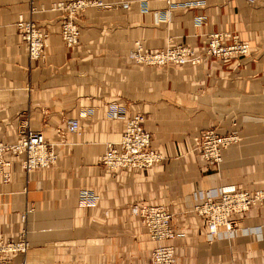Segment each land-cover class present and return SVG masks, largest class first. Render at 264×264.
<instances>
[{"label": "crops", "instance_id": "obj_1", "mask_svg": "<svg viewBox=\"0 0 264 264\" xmlns=\"http://www.w3.org/2000/svg\"><path fill=\"white\" fill-rule=\"evenodd\" d=\"M55 1L0 0V142L13 143L26 126L55 154L48 168L26 174L19 157L4 153L9 179L0 181V240H14L24 228L28 242L12 263L152 264V248L172 245L173 264H264V201L242 214L236 229L213 237L191 211L196 195L220 187L264 189V0H171L197 2L171 8L158 0H103L116 5L79 12L72 47L60 39ZM18 18H32L46 34L42 60L28 59ZM218 30L237 33L248 53L205 55L207 34ZM135 41L151 51L180 44L199 61L135 64L126 57ZM108 104L143 115L159 162L146 170L98 162L123 126L108 117ZM71 118L78 131L57 135ZM208 128L238 136L213 164L190 150ZM81 189L97 199L80 206ZM134 203L167 211L176 236L151 240L130 212Z\"/></svg>", "mask_w": 264, "mask_h": 264}, {"label": "built area", "instance_id": "obj_2", "mask_svg": "<svg viewBox=\"0 0 264 264\" xmlns=\"http://www.w3.org/2000/svg\"><path fill=\"white\" fill-rule=\"evenodd\" d=\"M146 1V0H144ZM142 1V4H144ZM163 1L169 8L180 5L190 6L197 2H182L175 4L171 0ZM253 1V0H248ZM88 7L107 8L112 4L102 0H61L52 3L51 8L61 11L59 36L66 47L77 43L78 26L76 18L79 12ZM114 7V5H113ZM126 7V4H120ZM30 13L35 7H29ZM198 23L200 16L195 17ZM20 32L21 41L25 47L29 60H42L45 53L46 34L39 30L32 18H18L15 22ZM204 54L214 57L241 56L248 53L249 45L241 41L238 34L227 30L212 31L207 34ZM129 62L145 66H165L195 64L199 61L190 48L174 44L161 50H146L139 41L133 43L127 54ZM107 115L111 120H121L122 129L118 137L104 145V151L98 162L109 169L129 168L146 170L162 158L159 152L150 146L149 133L143 128L144 117L141 113H126L123 108L115 104H108ZM63 130L57 129V135L63 132H77L78 119H67ZM238 140L234 132L217 134L213 128L199 131L192 138L191 151H195L206 163L213 164L220 160L221 150ZM11 153L19 157L20 166L27 174L35 169L48 168L55 161V154L50 143L44 142L40 131H32L23 126L18 131L16 140L11 144L0 142V181L9 179L7 167L9 161L4 153ZM97 199L88 190L81 189L77 200L80 206L92 204ZM191 211L204 221V232L209 236H216L221 232H229L237 228L238 218L252 207L261 205L264 201V189L245 190L234 186L218 188L212 194H199ZM21 215L24 218L25 213ZM130 212L137 216L140 223L146 228L151 240L162 241L173 239L176 234L170 225L171 215L160 206L151 204H132ZM28 246L26 231L20 229L14 240H0V264H13L11 255L23 253ZM150 261L152 264H173L174 248L172 245H157L151 249Z\"/></svg>", "mask_w": 264, "mask_h": 264}, {"label": "bare ground", "instance_id": "obj_3", "mask_svg": "<svg viewBox=\"0 0 264 264\" xmlns=\"http://www.w3.org/2000/svg\"><path fill=\"white\" fill-rule=\"evenodd\" d=\"M103 1V0H102ZM103 2H105V1H103ZM105 3H107V2H105ZM109 4H112V7H113V5L115 6L116 4H114V3H109ZM120 5V4H119ZM122 5V4H121ZM127 6V5H126ZM100 8V7H99ZM107 8H111V7H107ZM124 8V7H123ZM126 8V7H125Z\"/></svg>", "mask_w": 264, "mask_h": 264}, {"label": "rangeland", "instance_id": "obj_4", "mask_svg": "<svg viewBox=\"0 0 264 264\" xmlns=\"http://www.w3.org/2000/svg\"><path fill=\"white\" fill-rule=\"evenodd\" d=\"M217 133V132H216ZM229 133H231V132H228V133H224V134H229ZM235 133V132H234ZM217 134H219V133H217ZM238 137V136H237ZM235 143V142H234ZM233 144V143H232Z\"/></svg>", "mask_w": 264, "mask_h": 264}]
</instances>
